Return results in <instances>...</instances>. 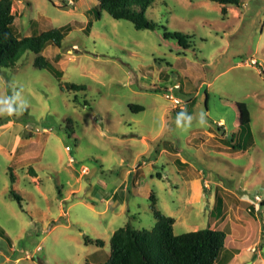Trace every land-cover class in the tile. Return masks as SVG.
<instances>
[{"label":"rangeland","instance_id":"obj_1","mask_svg":"<svg viewBox=\"0 0 264 264\" xmlns=\"http://www.w3.org/2000/svg\"><path fill=\"white\" fill-rule=\"evenodd\" d=\"M12 2L21 37L64 25L69 30L60 48L48 45L41 52L62 71L59 80L33 65L31 51L0 68V104L14 89L17 105L27 101L23 115L0 116V264L105 262L113 231L127 223L135 229L154 225L148 199L140 195L146 184L158 189L157 208L174 218V234L230 224L232 233L247 235L237 245H250L234 262H253L252 254L263 260L264 204L257 200H264V0L227 6L226 15L209 0H154L145 12L158 24L154 30L136 29L105 11L97 17L96 0ZM162 27L190 35V47L163 38ZM71 83L84 89L67 90ZM237 102L247 105L255 145L225 153L207 132L219 135L222 120L229 139L239 124ZM130 104L143 110L133 112ZM184 104L188 113L181 115L175 108ZM202 112L207 126L198 127ZM189 118L192 127L182 132ZM25 137L21 143L34 146L30 163L40 191L30 181V166L8 160L14 142ZM163 142L204 173L210 203L202 196L176 209L181 203L175 195L183 198L187 191L185 177L169 174L172 155H158ZM214 197L221 199L220 217L212 209ZM236 199L246 204L237 206ZM83 235L103 246L84 244Z\"/></svg>","mask_w":264,"mask_h":264},{"label":"trees","instance_id":"obj_2","mask_svg":"<svg viewBox=\"0 0 264 264\" xmlns=\"http://www.w3.org/2000/svg\"><path fill=\"white\" fill-rule=\"evenodd\" d=\"M93 11L97 17L105 11L113 19L126 20L136 29L154 30L158 24L145 16L146 9L154 0H96ZM221 5L222 15L227 14L226 7H240L243 0H209ZM12 0H0V68L12 67L16 61L27 51L36 54L33 65L39 69H46L58 80L62 71L41 52L48 45L60 48V43L69 30L68 25L52 28L29 36L21 37L18 33L12 12ZM163 38H174L182 49L190 47L191 37L179 32H168L164 27ZM67 90H83L79 84H65ZM185 105V104H184ZM239 111V128L247 129L250 123V114L244 102L236 103ZM187 104L179 113H188ZM133 112L143 110L140 105L130 104ZM186 111V113L184 112ZM233 146L232 148H235ZM10 181L13 182L12 174ZM9 194L20 203V197L11 189ZM149 209L154 218L151 229H135L129 223L113 231L109 240V257L105 262L97 264H214L222 263L223 259L230 258L234 250L225 248L226 234L223 230L202 228L194 231L174 234V218L163 214L157 208L154 193L149 194ZM218 215L221 214L220 197L216 198ZM0 233L5 236L3 231ZM84 244L103 246L101 239H93L83 235Z\"/></svg>","mask_w":264,"mask_h":264},{"label":"crops","instance_id":"obj_3","mask_svg":"<svg viewBox=\"0 0 264 264\" xmlns=\"http://www.w3.org/2000/svg\"><path fill=\"white\" fill-rule=\"evenodd\" d=\"M228 8H230V7H228ZM250 120H251V117H250ZM221 123H222V120H221V122L218 123V125L220 124L219 125L220 129H222V130H220L218 128L219 129V131H218L219 135L215 134L210 129L207 132V137L209 138V141L212 140L214 142L213 146H214L215 149L221 150V151H223L225 153H228V151L233 152V153H238V152H246L248 148H251V147H253L255 145L254 139H253L254 135H253L252 132H250V128L249 127H248L249 129H247L245 134H243V133L241 134V132L244 129L241 130L239 128V124H237V127H235L236 131H234V132L231 131V137L228 139V137L226 135V129H224L223 124L221 125ZM234 136H235V139H234ZM25 139H26V137L14 142L15 144L13 145L14 147L12 148V151L10 153L8 152V160L11 161L13 163V165L19 166V168H21V169L24 168L23 167L24 164H26L27 166H30V167H28L29 170H32V174L30 175V181L32 183H34L36 189L38 191H40L38 177L35 175L34 169L32 167V164L30 163V159H34L35 158V157H31L30 156L31 154H29L31 152L30 150H32L34 146L30 147L27 144L25 145V142L21 143ZM28 139H30V137H27V140ZM141 142L145 143V140L143 138H141ZM163 143H164V145L161 148V150L158 152V155L161 154V153L162 154L163 153H170V156L172 155V161H170V165L171 166L169 168V174L170 175L174 174L177 177L180 174H183L184 177H185L184 185H185L187 191H186V194L183 196V198L181 196H179V195H175L177 197V201H179L181 203V204L178 203L180 205L178 207H176V209H179V208H181L184 205L187 206V204H190L192 202H199L201 200L202 196H204V199L206 200L205 201L206 203L207 202L210 203L209 202V200H210L209 198H210V194H211L210 191H211L212 188H210V186L208 185V182H207V180L204 177V173L201 172L200 170L194 169L193 164L191 162H189L187 158L181 156L180 155V150L174 149V147L172 146V144L170 142H163ZM217 143H219V144H217ZM233 146H236V147L232 148ZM234 149L236 151H234ZM218 152H220V151H218ZM155 161H156V159L154 160V162ZM151 162L152 161H150V163ZM140 167H141V165H140ZM126 173L124 174V176H126ZM154 174L157 177V180L160 181V179H158V178L162 177V173L157 170V171H155ZM164 174H165L164 176L166 177L167 172L164 173ZM137 184L138 183L136 182L135 185H137ZM160 187H164V189L169 191L168 186L165 185V184L164 185H160ZM173 189L177 190L176 185L173 186ZM151 191L154 193L156 201H157V205H158L159 195H160L158 189L151 188V187L147 186V184H146V188L144 189V186L140 185V195H144L145 199L149 198V194H150ZM216 198L217 197H214L215 203H214V206L212 208L213 210H216V208H217ZM105 201H106V205L108 204V207H110V202H109L110 200L107 198ZM148 202H149V200H148ZM171 202L174 203V200L172 199ZM236 202H237V206L241 205L240 204L241 202L246 204V202L243 201V200L236 199ZM257 202L260 203L261 205L264 204V200H261V201L257 200ZM250 207H251V205H250ZM166 214H167V216L171 215L170 213L169 214L165 213V215ZM220 216H221V214L218 217H220ZM171 217H172V215H171ZM231 229L232 228H231L230 224H229L227 229H226V227H223V231L226 234L225 248L230 249V250L231 249L234 250L233 251V255L230 258H227L226 260L223 259L222 263L220 262L219 264H238V263H236L237 261L234 262V260H236L237 257L240 255L241 249L245 248V247L248 248V246H250V245H248V246H244V247L241 248L240 244L237 245V243H236L237 240L241 241V242H245L247 240V235L244 234V233H241V234L237 235L235 233H232L230 231ZM247 248H245V249H247ZM262 249L264 250V246L262 247ZM9 250H11V248ZM96 253L100 254L101 252H100V250H97ZM252 255L254 256V261L253 262H250V261L248 262L247 261V262L241 263V264H254L255 260L260 261L261 264H264V259L262 260V258H259L258 254H252ZM5 260H7V257H5Z\"/></svg>","mask_w":264,"mask_h":264},{"label":"clouds","instance_id":"obj_4","mask_svg":"<svg viewBox=\"0 0 264 264\" xmlns=\"http://www.w3.org/2000/svg\"><path fill=\"white\" fill-rule=\"evenodd\" d=\"M19 96V91L13 90V95L11 97H8L2 104H0V116H20L23 115L24 111L27 108V101L23 100L21 104L17 105L15 103L16 98ZM186 113V111H184ZM181 115H184V113H181ZM205 113H201L200 117L196 121V126L198 127H205L207 126V120L203 118L205 116ZM192 127L191 119L189 118L186 121V127L182 129V132H187Z\"/></svg>","mask_w":264,"mask_h":264},{"label":"built area","instance_id":"obj_5","mask_svg":"<svg viewBox=\"0 0 264 264\" xmlns=\"http://www.w3.org/2000/svg\"><path fill=\"white\" fill-rule=\"evenodd\" d=\"M252 63L255 64V63H258V62H257L255 59H252V60H251V64H252ZM258 64H259V63H258ZM174 101H175V102H178L177 99H175ZM66 149L68 150L67 147H66ZM70 160H71V158H70Z\"/></svg>","mask_w":264,"mask_h":264}]
</instances>
